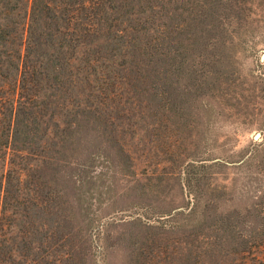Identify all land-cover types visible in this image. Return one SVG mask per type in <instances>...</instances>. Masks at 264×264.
Masks as SVG:
<instances>
[{
    "label": "rangeland",
    "instance_id": "obj_1",
    "mask_svg": "<svg viewBox=\"0 0 264 264\" xmlns=\"http://www.w3.org/2000/svg\"><path fill=\"white\" fill-rule=\"evenodd\" d=\"M165 14L150 54L101 55L95 97L87 46L77 77L25 74L12 55L53 62L49 31L4 30L0 264H264V0Z\"/></svg>",
    "mask_w": 264,
    "mask_h": 264
},
{
    "label": "trees",
    "instance_id": "obj_2",
    "mask_svg": "<svg viewBox=\"0 0 264 264\" xmlns=\"http://www.w3.org/2000/svg\"><path fill=\"white\" fill-rule=\"evenodd\" d=\"M169 0H0L4 13L0 15V41H7L4 30L13 27L25 32L44 29L49 46L50 58L54 60L46 66L30 63L29 54L19 52L12 57L18 62L13 68L19 72L33 74L38 67L45 70L61 68L59 62L69 69L72 77H77L78 66L74 64L76 52L80 46H87L89 52L86 59L88 68L85 77L89 86L88 92H79V96H97L102 92L101 87L93 85L99 75H104L107 65L101 64V55L112 54L117 46L123 50L122 56L148 55L154 42H161L166 38V4ZM24 14V15H23ZM13 15L20 17L15 20ZM47 35V36H46ZM95 37L94 40L90 37ZM103 41V42H102ZM32 39L27 46L32 44ZM48 55V53H46ZM101 57V58H99ZM117 63L113 58L111 68ZM37 94L29 97L37 98ZM29 99V100H30ZM89 99H84L83 103ZM13 112V110H12ZM14 114V113H13ZM12 126V122L10 123ZM14 133L8 134L11 138ZM8 141L4 142L7 147ZM0 146L3 142L0 141Z\"/></svg>",
    "mask_w": 264,
    "mask_h": 264
}]
</instances>
